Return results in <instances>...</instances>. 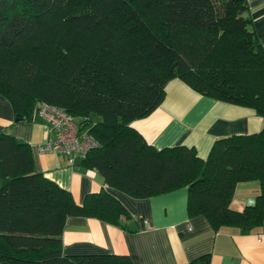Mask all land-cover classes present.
Wrapping results in <instances>:
<instances>
[{"label":"trees","instance_id":"trees-1","mask_svg":"<svg viewBox=\"0 0 264 264\" xmlns=\"http://www.w3.org/2000/svg\"><path fill=\"white\" fill-rule=\"evenodd\" d=\"M248 9L247 0H0V93L16 120L37 101L74 115L99 142L81 164L108 185L136 197L186 185L190 215L247 232L264 222V126L217 138L202 158L194 146L155 147L132 121L163 101L174 77L264 117V45ZM0 179V264H133L128 254L64 252L69 216L127 227L129 211L107 188L77 202L35 169L30 143L7 131ZM249 179L261 193L232 209L237 182Z\"/></svg>","mask_w":264,"mask_h":264},{"label":"crops","instance_id":"crops-1","mask_svg":"<svg viewBox=\"0 0 264 264\" xmlns=\"http://www.w3.org/2000/svg\"><path fill=\"white\" fill-rule=\"evenodd\" d=\"M247 2L253 28L264 45V0ZM165 89L163 101L151 113L132 121L157 148L194 146L206 158L217 138L264 126V117L253 107L203 94L182 78L170 79ZM2 131L29 142L35 169L69 189L77 202L105 187L129 211L122 217L127 227L97 217L69 216L62 234L65 253L128 254L133 264H192L210 253L209 264H264V222L247 232L233 225L214 229L205 215L189 214L186 185L146 197L112 187L96 168L84 167L81 159L71 164L65 154L42 149L53 136L49 122L36 113L16 120L10 101L0 93ZM260 193V180L239 181L230 206L243 210Z\"/></svg>","mask_w":264,"mask_h":264},{"label":"built area","instance_id":"built-area-1","mask_svg":"<svg viewBox=\"0 0 264 264\" xmlns=\"http://www.w3.org/2000/svg\"><path fill=\"white\" fill-rule=\"evenodd\" d=\"M33 113L45 118L53 132V136L42 149L65 154L71 164L99 144L92 133L87 130L81 131L76 117L62 107L37 101Z\"/></svg>","mask_w":264,"mask_h":264},{"label":"rangeland","instance_id":"rangeland-1","mask_svg":"<svg viewBox=\"0 0 264 264\" xmlns=\"http://www.w3.org/2000/svg\"><path fill=\"white\" fill-rule=\"evenodd\" d=\"M94 118H95V119H98V118H99V116H98L97 114H95V115H94Z\"/></svg>","mask_w":264,"mask_h":264}]
</instances>
